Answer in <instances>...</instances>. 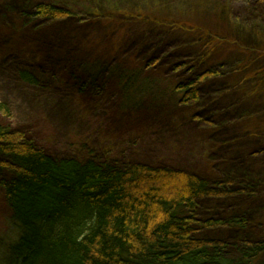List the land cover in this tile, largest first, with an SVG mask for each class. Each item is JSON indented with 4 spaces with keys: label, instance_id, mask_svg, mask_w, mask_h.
Returning <instances> with one entry per match:
<instances>
[{
    "label": "rangeland",
    "instance_id": "obj_1",
    "mask_svg": "<svg viewBox=\"0 0 264 264\" xmlns=\"http://www.w3.org/2000/svg\"><path fill=\"white\" fill-rule=\"evenodd\" d=\"M40 1L51 2L0 0L6 120L57 155L117 156L209 180L234 168L237 194L206 202L195 236L263 240L264 28L251 25L246 11L264 0H52L77 14L57 23L34 15ZM173 22L218 39L167 26ZM205 73L213 77L200 83V102L178 104L177 86ZM232 219L247 228L205 227ZM15 234L0 188V264Z\"/></svg>",
    "mask_w": 264,
    "mask_h": 264
},
{
    "label": "trees",
    "instance_id": "obj_2",
    "mask_svg": "<svg viewBox=\"0 0 264 264\" xmlns=\"http://www.w3.org/2000/svg\"><path fill=\"white\" fill-rule=\"evenodd\" d=\"M48 1L37 3L34 15L52 23L77 16ZM258 8L247 9V17L251 25L264 28V6ZM20 15L26 18V13ZM167 26L218 39L187 22ZM185 69L177 65L174 70ZM89 77L97 80L98 75ZM209 77L205 73L179 84L178 104L199 103V85ZM10 116L0 101V188L17 231L6 264H254L264 255V239L224 242L195 236L205 203L237 194L231 190L238 185V170L228 168L223 178L209 180L192 172L125 163L117 156L57 155L25 127L7 121ZM205 227L245 229L247 223L216 220Z\"/></svg>",
    "mask_w": 264,
    "mask_h": 264
}]
</instances>
